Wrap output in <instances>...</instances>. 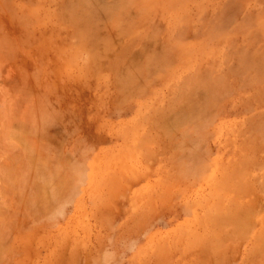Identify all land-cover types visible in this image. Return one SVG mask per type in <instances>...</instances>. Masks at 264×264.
I'll list each match as a JSON object with an SVG mask.
<instances>
[{
	"label": "rangeland",
	"instance_id": "rangeland-1",
	"mask_svg": "<svg viewBox=\"0 0 264 264\" xmlns=\"http://www.w3.org/2000/svg\"><path fill=\"white\" fill-rule=\"evenodd\" d=\"M0 264H264V0H0Z\"/></svg>",
	"mask_w": 264,
	"mask_h": 264
},
{
	"label": "bare ground",
	"instance_id": "bare-ground-1",
	"mask_svg": "<svg viewBox=\"0 0 264 264\" xmlns=\"http://www.w3.org/2000/svg\"><path fill=\"white\" fill-rule=\"evenodd\" d=\"M185 109V108H184ZM191 116H192V113H191ZM244 164H246V163H244ZM246 167V166H245ZM262 239V238H261Z\"/></svg>",
	"mask_w": 264,
	"mask_h": 264
}]
</instances>
